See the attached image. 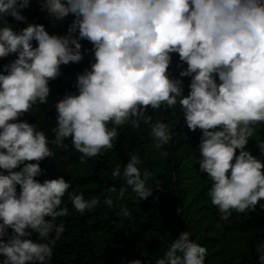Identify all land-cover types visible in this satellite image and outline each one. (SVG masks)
Returning <instances> with one entry per match:
<instances>
[{
	"label": "clouds",
	"instance_id": "1",
	"mask_svg": "<svg viewBox=\"0 0 264 264\" xmlns=\"http://www.w3.org/2000/svg\"><path fill=\"white\" fill-rule=\"evenodd\" d=\"M29 3L0 0V58L17 55L4 67L7 74H0L2 264H50L65 232L64 222L57 221L69 215L63 198L70 183L63 177L42 183L36 179L43 172L40 162L54 156L50 145L66 148L70 139L85 163L114 147L120 126L138 128L143 122L150 125L154 147L160 150L171 143L173 133L167 123H152L149 107L178 103L187 128L202 132L196 163L212 182L208 195L221 220L255 211L264 200V162L245 147L255 125L264 122V0H41L42 10L56 21L75 17L66 36L50 35L37 24L13 31L5 16L24 22L21 10ZM80 40L93 45L95 62L77 76L78 94H65L56 103L57 126L49 139L19 117L37 103L47 104L49 82L61 75L62 65L83 59ZM172 54L187 65L180 72V77H191L187 95L182 80L169 73ZM255 146L264 155V141ZM140 164V157L131 155L123 179L147 200L154 193L147 186L152 173L141 172ZM112 175L121 176L120 165ZM124 194L121 187L118 198ZM70 200L81 215L100 204L75 190ZM104 203L112 206V197ZM122 214L129 215L126 208ZM33 233L42 242H34ZM257 251L259 264H264V245ZM206 256L207 248L184 231L156 264H205Z\"/></svg>",
	"mask_w": 264,
	"mask_h": 264
},
{
	"label": "trees",
	"instance_id": "2",
	"mask_svg": "<svg viewBox=\"0 0 264 264\" xmlns=\"http://www.w3.org/2000/svg\"><path fill=\"white\" fill-rule=\"evenodd\" d=\"M21 15L26 17L24 22L5 16L8 25L17 33L29 24H37L43 25L50 35L66 36L75 19L69 14L56 21L42 10L41 0H30ZM74 36H78V30ZM79 42L83 59L79 63L62 65L61 75L49 82L51 92L47 104L37 103L29 113L19 117V122L37 125L49 139L54 138L52 129L57 126L56 103L65 94H78L77 76L91 70L95 62L93 45L87 40ZM32 43L33 47L38 46L35 41ZM16 58V54L0 58V74H7L4 67ZM186 68L179 55L172 54L169 73L171 78L182 80L184 95L189 93L191 82V77H180V72ZM216 79L219 83L218 76ZM147 114L152 116L153 124L157 121L167 123L173 133L171 143L160 150L154 147L150 125L143 122L138 128L127 124L120 126L114 147L85 163H80V154L71 146L70 139L65 141L66 148L50 145L54 156L40 162L43 172L36 179L42 183L45 179L63 177L71 185L63 198L69 215L57 221L64 222L65 232L54 246L50 264H130L136 259L142 264H156L184 231L191 233L194 242L207 248L205 264H259L257 250L264 245V200L255 211L233 213L228 221L221 220L208 195L212 182L206 173L199 171L196 163L200 159L202 132L187 128L178 103L173 108L162 106L154 110L149 107ZM260 141H264V122L255 125V134L245 147L264 162V155L255 146ZM163 152H168V156H162ZM131 155L140 157L141 172L147 169L152 173L147 186L154 193L147 200H141L123 179V167ZM117 165L121 167L119 177L112 175ZM112 187L117 189L115 193L109 192ZM121 187L125 188V194L118 198ZM73 190L83 193L86 200L99 199L100 204L81 215L70 200ZM109 196L113 199L112 206L104 203ZM125 208L127 216L122 214ZM11 232L9 229V235ZM30 238L42 242L36 233ZM2 261L0 257V264Z\"/></svg>",
	"mask_w": 264,
	"mask_h": 264
}]
</instances>
